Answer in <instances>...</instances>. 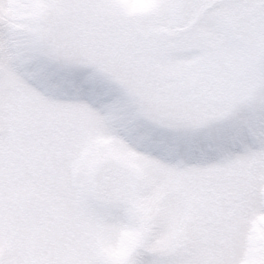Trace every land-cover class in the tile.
Instances as JSON below:
<instances>
[{
	"label": "snow or ice",
	"instance_id": "snow-or-ice-1",
	"mask_svg": "<svg viewBox=\"0 0 264 264\" xmlns=\"http://www.w3.org/2000/svg\"><path fill=\"white\" fill-rule=\"evenodd\" d=\"M258 3L243 71L169 132L84 111L99 100L74 86L35 82L55 101L0 86V264H241V225L264 212ZM13 111L40 129L30 144L5 136Z\"/></svg>",
	"mask_w": 264,
	"mask_h": 264
},
{
	"label": "rangeland",
	"instance_id": "rangeland-1",
	"mask_svg": "<svg viewBox=\"0 0 264 264\" xmlns=\"http://www.w3.org/2000/svg\"><path fill=\"white\" fill-rule=\"evenodd\" d=\"M258 8V0H0V86L12 99L51 101L35 82L74 86L99 100L80 102L84 111L169 132L243 71ZM4 134L30 144L40 129L13 111ZM241 228V264H264L259 205Z\"/></svg>",
	"mask_w": 264,
	"mask_h": 264
}]
</instances>
